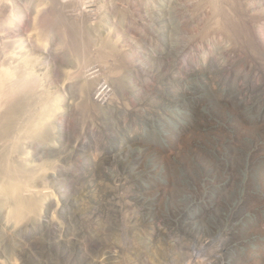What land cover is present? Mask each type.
<instances>
[{
	"label": "rangeland",
	"instance_id": "374dc122",
	"mask_svg": "<svg viewBox=\"0 0 264 264\" xmlns=\"http://www.w3.org/2000/svg\"><path fill=\"white\" fill-rule=\"evenodd\" d=\"M15 1L0 70L32 77L22 121L50 112L16 153L47 197L0 201V264H264V4Z\"/></svg>",
	"mask_w": 264,
	"mask_h": 264
},
{
	"label": "bare ground",
	"instance_id": "6f19581e",
	"mask_svg": "<svg viewBox=\"0 0 264 264\" xmlns=\"http://www.w3.org/2000/svg\"><path fill=\"white\" fill-rule=\"evenodd\" d=\"M234 1L235 0H232L231 2H234ZM256 3L260 4L258 6H263V4H264V2H261L260 0L258 2H255V4ZM211 4H214L215 8H218L220 6L222 7V5H221L222 2L220 4V3H218V1H212ZM16 7L17 6H16L15 0H13V1L12 0H0V35L4 38L7 37L8 35H9L8 37H10V35H11L12 40H10V41H12L14 43H16V39H15V36L12 35V33L14 34L16 27H15V25L11 26V23H12L13 11H15ZM257 8L258 7L256 5H253V3H250L249 5H247V9L249 11H252V13H254V11ZM218 12H219V10H218ZM261 13L262 12H260V14ZM207 14H208V12H207ZM247 14H248V12H247ZM7 30L9 33L8 35L5 34V31H7ZM250 31L251 32L248 33V37L246 39L244 46L246 47V49L248 51L251 52V54H254V49H253V47H251V45L253 43V46H255L258 50L257 56H260L262 59L264 57V28L263 27L257 28L256 26H254V27L252 26ZM15 48H16V45H15ZM138 51H139V49H137V47H136V53ZM4 53H6V52H4ZM134 56L140 57V53L137 55H134ZM26 59L28 60V58H26ZM27 60H25V61H27ZM132 60L139 61V58H137V59L132 58ZM2 63H1V65H2ZM24 66L26 67L27 64L25 63ZM4 67L5 68H2V72L0 70V72H1L0 73V97L5 96L6 98H8V100L7 99L5 100L6 103L8 104V107H7V110L6 109L4 110L5 113L1 114V108L3 107L2 105L4 103L0 102V136L1 135H7L8 140L6 142H4L5 144L0 143V201L3 203V206H4L3 208L6 209L8 215L11 214L14 219H17V216H20V217H22L21 219L25 220L29 216H33L36 214L39 215V213H37V209L39 206V199L36 201L35 198L39 197L38 195L47 197V193L45 191L41 190L40 192H38L39 193L38 194L35 191H33V188H31L28 185L27 181H30L32 179L34 180V179L38 178L37 174H33L30 171V169L28 170L25 159L24 158L19 159L17 157L16 153L18 152V150H20V148L24 147L26 143H29L27 141L28 134L32 131V129L37 127L36 123L38 120L35 121V118L38 119V118L43 117V116L47 117V115L50 112L47 113V112H45V110L38 109L36 114H35V117H33L31 115V116H28V118L25 122L22 121L21 118L25 114L27 115V112L29 110V103H28L29 98L27 96V93H29V91H33L34 86H32V77L29 76L30 74H28V73L26 75L22 74L23 80L21 81V83L20 84L15 83L14 74H16V73L9 71V69H6L7 66L4 65ZM15 69L17 71H19L20 68H15ZM111 85H113V87H114L113 82L111 83ZM117 85L119 88V83ZM102 87H103V84L98 88H96V87L92 88L89 94H93V95L97 94V90L102 89ZM102 90H103V92L104 91L107 92V94L110 96L108 88L104 87ZM35 94H37V93H35ZM37 95H39V93ZM45 99L46 98L42 97V100L44 102L47 101ZM108 99H109L107 101L108 103H105L106 101H105L104 96H102V98H101V96L100 97L97 96L96 98L94 97L95 102H97L98 104L106 105V106H109L111 104V97H109ZM48 103H46V104H48ZM16 105H19L18 109L16 108ZM38 105H39V103H38ZM43 105H45V103ZM48 129H49V125L45 124L41 129V133L44 134V133L48 132L47 131ZM6 146H7L8 150H5ZM20 200H23L24 205H23L22 209L17 210L16 208H17V205L19 204ZM9 202H11V204H9Z\"/></svg>",
	"mask_w": 264,
	"mask_h": 264
}]
</instances>
